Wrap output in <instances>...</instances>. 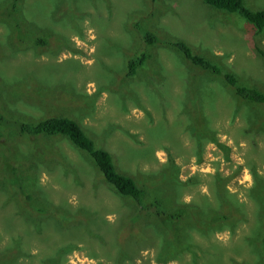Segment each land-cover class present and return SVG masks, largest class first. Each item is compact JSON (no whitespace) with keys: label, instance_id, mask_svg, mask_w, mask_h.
Wrapping results in <instances>:
<instances>
[{"label":"rangeland","instance_id":"1","mask_svg":"<svg viewBox=\"0 0 264 264\" xmlns=\"http://www.w3.org/2000/svg\"><path fill=\"white\" fill-rule=\"evenodd\" d=\"M11 1L0 0L4 114L34 121L74 117L113 154L118 170L145 187L146 197L183 205L197 221H209L204 214L210 209L228 218L209 234L192 230L189 249L164 260L163 234L174 236L186 220L167 231L148 224L144 242L139 231L121 233L134 203L100 178L85 151L65 136L28 143L15 134L8 151L23 163L19 176L31 187L27 192L49 213L74 215L75 221L38 223L28 208L31 216H25L24 203L21 209L14 202L4 206L8 196L0 194V263L13 257L15 264H50L59 247L75 245L63 253L62 264H118L117 255L126 252L120 264H264V213L254 197L255 186H264V102H245L220 75L192 65L164 42L145 44L136 23L161 40H185L240 84L263 92L264 57L256 45L264 49V30L257 33L241 16L201 0H18L28 14L21 13L17 29ZM245 4L264 8V0ZM38 37L46 43H37ZM141 46L152 56L127 79L128 58ZM167 171L170 178L177 173L180 192L167 185ZM214 174L219 183L229 178L227 203L217 195Z\"/></svg>","mask_w":264,"mask_h":264},{"label":"trees","instance_id":"2","mask_svg":"<svg viewBox=\"0 0 264 264\" xmlns=\"http://www.w3.org/2000/svg\"><path fill=\"white\" fill-rule=\"evenodd\" d=\"M201 1L218 11L231 14L234 17H237L234 14L241 16L245 21L249 22L250 25L252 24L251 26L255 28L257 33L264 30V8L254 10L245 4V0ZM10 5L9 15L12 17V19H14L13 21L16 28L19 29L21 26V18L23 19V16H21L23 6L18 5V0H12ZM23 13L28 14V11H26L24 8ZM136 31L139 33L142 41L145 44L154 46L157 43L164 42L167 44V47L172 49L175 48L177 51L176 53L179 54L182 59L189 61L192 65L202 69L203 71H209L213 74L220 75L224 79L223 83L225 82V86L227 87L229 85L230 87H228L231 88V92L233 91L234 93H232L234 95L239 98L241 97L240 99L245 100V102H264L263 91L248 84H240L237 77L232 72L224 71L217 63L212 60V58H209L204 54L195 53L192 47L185 40H161L154 31L146 28L141 23H136ZM46 41L47 40L44 37L36 38L37 43L43 44L46 43ZM256 47L259 54L264 57V49H262L259 45H256ZM151 56L152 54L150 51L146 49L145 46H141L139 52L136 51L128 58L125 78L133 80L135 75L138 73V68L147 63ZM27 72V70L24 72L21 71L18 73V75L21 77ZM22 82L23 80H20V83L13 84L12 87H14V89L18 88ZM15 109L18 110L17 108ZM250 117L253 118L251 115ZM2 125H4V127H1ZM15 134L21 138H24L26 141H28V143L34 140L38 141L39 139L50 141L51 139L53 140L54 137L65 136L72 145L85 151L90 160L93 161L95 168H97L100 178L105 181V183H107L113 190L117 191L119 195L131 200L134 203V211L130 215L126 216L122 222V226L120 227L121 233L127 228L124 233L129 232L130 234L139 231V238H142L145 227L150 223H158V228H163L164 226L167 231V229L176 228L186 220L185 226L188 227L190 225L191 229H187L184 226L179 228V230H174V236L172 235L173 232L169 234V237L167 234H163L165 247L163 248L161 255L165 256L164 260L171 258L174 251L189 249L193 240L192 230H196L202 234H209L210 232L215 231L218 226L217 221L219 219L225 220L228 218L227 214H223L222 212L218 213L217 211L210 209L204 214V216L208 217L209 221L201 218L197 221L193 216L188 214L187 208L183 205L181 206L178 203H174L172 200L167 203L166 201L168 199L163 200L158 197H146L147 190L145 187L140 185L134 177L118 170L113 154L109 150L98 146L95 139L88 134L81 123L74 117L52 115L34 121L20 116H13V114L6 116L0 109V138H3L0 139V179L4 181L3 183L0 182V194H6L8 196L4 199V206L9 202H14L17 203L18 208L21 209L20 204L24 203V206H26L23 208V213L25 216H27V218L31 216V213H25L28 208L30 209V212L34 213V215H38L37 219L40 220L38 223L49 225L54 224L57 226L66 220L75 221V218L73 217L74 215H65L63 219V217L58 214V211L52 214L49 213L50 210L47 208V205L36 203V197H33L31 193L27 192L31 187H29L27 183L25 184L19 176L20 167L23 163H17L15 158L12 157L8 151L9 149L7 140L10 137L15 136ZM213 139H216L217 141V138L214 137ZM199 142H201V140H199ZM217 142L219 143V141ZM46 145L55 151L49 144ZM164 175L167 185L169 187H176V189L180 192L183 183L178 182L174 178L176 177L177 173H172L173 176H171V178L168 176V171L165 172ZM219 175L220 174H214L213 178H215V180H220ZM228 179V177L223 179L225 184L219 183L217 180L214 181L218 197L225 200L226 203L229 201L228 191L225 189L226 181ZM152 181L156 183L155 180ZM254 190H257L256 194H254V197L258 203V206H260V213H264V186L260 184L259 186L256 185ZM17 194L21 197H12V195ZM160 201L163 202V204L160 203ZM82 217H84V214L81 216L79 215V218ZM159 223L163 226H161ZM198 223L201 225L206 223V226L199 228ZM148 236H150V234L144 236V239L141 242H144ZM133 238H135V236H133ZM124 239H127V237ZM127 240L130 241L131 238L129 237ZM15 241H19V239H16ZM17 243L18 242H15V244ZM74 247L77 246L65 245L63 247H59L56 251V254L52 253V255H50V264H62L63 253ZM17 250V253L22 251L21 248H18ZM120 254L117 255L118 264L124 261L126 256L129 255L128 252H126L125 255ZM11 259L8 261H2L0 264H15V261Z\"/></svg>","mask_w":264,"mask_h":264}]
</instances>
